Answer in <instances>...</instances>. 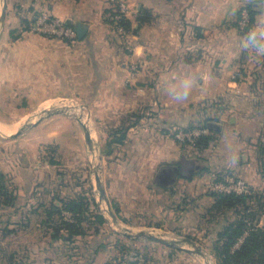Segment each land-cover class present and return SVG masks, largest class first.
<instances>
[{
    "label": "crops",
    "instance_id": "crops-1",
    "mask_svg": "<svg viewBox=\"0 0 264 264\" xmlns=\"http://www.w3.org/2000/svg\"><path fill=\"white\" fill-rule=\"evenodd\" d=\"M125 1L132 27L117 33L107 17L110 0H7L0 105H43L65 98L90 105L104 139L106 194L121 216L154 212L170 217L178 210L174 204L183 198L188 203L195 194H207L209 183L204 186V178L158 187L161 170L158 176L155 173L169 162L182 165L177 159L183 146L173 137L174 129L199 127L207 120L216 123L219 132L204 151L211 157L207 160L211 170L204 175L213 178L230 170L253 190L264 188V57L242 47L247 34L234 25L239 11L253 3L259 8L253 29L264 26V0ZM2 7L0 0L1 13ZM143 11L150 14V21L138 20ZM41 12L72 21L73 27L85 25V37L67 42L25 32V21ZM243 52L248 53L244 62ZM188 75L196 80L192 95L177 103L165 90ZM6 112L0 108V122L16 118ZM47 126L41 122L15 139H0V173L15 188L14 206L0 208V236L10 235L15 242L18 264H53L51 252L65 243L54 239L47 209L71 194L73 178L75 189L82 180V159L68 154L63 160L53 159L67 135ZM123 128L127 138L120 144L114 136ZM232 154L238 157L234 166L229 165ZM185 158L191 159L181 157ZM203 197L214 200L209 194ZM93 236L85 240L91 263L121 258L114 239L93 241ZM13 257L2 264H12ZM146 260V264H197L191 253L172 248Z\"/></svg>",
    "mask_w": 264,
    "mask_h": 264
},
{
    "label": "rangeland",
    "instance_id": "rangeland-1",
    "mask_svg": "<svg viewBox=\"0 0 264 264\" xmlns=\"http://www.w3.org/2000/svg\"><path fill=\"white\" fill-rule=\"evenodd\" d=\"M1 13V12H0ZM43 12L39 13L42 14ZM46 13V12H44ZM115 31L118 30L114 26ZM6 27L2 29L0 26V34L1 32L5 31ZM15 31V29H13ZM251 31V30H250ZM119 33V32H117ZM3 37V35H2ZM2 37H0V46H1V40ZM14 36L12 38L14 39ZM243 74V72H242ZM5 100V99H4ZM55 101L54 103L48 105L47 110L44 114H42L43 109L42 105L40 104H28L25 105L23 103L21 104H7V105H0L1 110L7 111L6 114L16 116L14 119H7L6 121H1L3 123H18L23 120L25 117L26 120L24 123L20 126V128L24 127L27 124L35 123L42 117H44L42 123L44 125H48L47 127H56L62 129L64 133L67 135V142H64L63 145H60L58 147V154L53 156V159L56 160H63L65 158V155H71V158L74 159H82L81 161L84 162V167L82 173L80 174V179L78 180L77 188L75 189L76 180L73 178V182L70 184V190L69 196L76 195L78 193H83L86 195L87 198L94 199L95 200V206L94 208V216L97 215V211L99 210L100 213L105 215L107 217V223L105 226L102 227L100 235L98 236L96 232V226L93 224H90L89 227V234L88 235H95L93 236V241H104V240H111L114 239L116 241L118 249L121 250V247L124 243H126L125 248H135L137 249L141 256H143V259L146 258L149 259L152 256H155V252L159 255H161L162 251L165 248H170L165 245L150 241L146 238H142L139 240H131L127 237H124L123 235H120L117 231H129L134 234H139L143 232H151L152 230H161L166 233L179 236L183 241L185 239V244L182 246L185 248L193 249L195 252L191 253L193 257L196 259L197 264H217L214 252H215V246L217 245V233L223 225L228 222L230 219H232V214H219L217 216H212L211 213L208 212V210L213 206L214 200L211 201L210 198L207 197V194L210 193H218L213 192L209 188V184L213 182H225L226 178L228 176H235L237 178L241 179V176L237 173H234L233 171H222L224 178V181H216V173L214 174L213 178H210V175L208 174L204 175L206 171L209 173L211 168L209 167L208 159L209 157L208 152H195L191 146H188L187 148H181L179 160L180 162L182 159V156H185L187 158H193V159H201L202 162L200 164L204 165V168L199 170V173L195 174L194 178L200 179L204 178L203 185L208 182L205 191L207 194L205 195H197L193 201L188 202L187 205L181 204L182 208L188 207L187 210H178L176 211L173 216H164V215H155L153 214H146V215H128V216H119L117 215L116 211L113 208V203L115 201L110 200L107 196V207H108V213L105 212L104 209H102L101 205V193H100V187L97 184L96 181V172L99 173L101 180H102V186L105 189L106 192V174H105V156L106 153H103L102 150V144L104 143V139L99 136L98 134V123L94 119L93 111L90 107V105L86 103H82L80 100H77L76 98H65V99H55L52 100ZM79 106V107H78ZM76 107V108H75ZM82 107V108H81ZM81 109L82 111H78ZM61 111V113H54L52 116L48 117L47 113L49 111ZM76 110V113H75ZM85 112L86 120H89L90 127L89 129L92 130V133H94V148L91 150L89 148V145L87 144L86 138H85V131L81 125V123L78 121L81 119L78 115L79 113ZM62 126V127H61ZM67 127V128H66ZM57 130V129H54ZM28 131V129L26 130ZM26 131L24 133H26ZM116 136H114V139ZM0 139H3L0 136ZM218 148V147H217ZM64 151V152H63ZM67 151V152H66ZM214 154L217 153V150L215 148ZM98 154V159L96 163L93 162V154ZM213 154V153H212ZM176 160V159H175ZM173 166L172 162L163 164L161 167L156 169L155 173H158L161 170V168L164 167H170ZM176 166V165H174ZM173 166V167H174ZM208 166V167H207ZM186 168V167H185ZM204 169V171H203ZM146 171V170H145ZM2 172V171H0ZM55 175V174H54ZM205 176V177H204ZM82 177V178H81ZM181 181V182H180ZM179 182L183 183L186 181L185 179H181ZM211 183H210V182ZM249 185V184H248ZM182 184H180V190L182 192ZM249 193H261L264 194V188L262 189H254L250 187L249 185ZM204 194V191H203ZM107 195V194H106ZM192 195V194H191ZM193 195L191 197H194ZM203 196L207 197L204 198ZM142 203L141 200H138ZM264 201V199H263ZM181 203V202H180ZM264 203V202H262ZM110 205V211L113 213L114 217H112L109 214V205ZM254 208H258L257 203L254 205ZM264 208V207H263ZM259 210V209H258ZM150 212L153 211V209H149ZM264 212V210H261ZM259 218L257 223L258 226L264 228V214H261V212L258 213ZM64 217L68 221H72V216L68 212H65ZM121 227L120 228H118ZM118 228V229H117ZM147 232V233H149ZM97 235V236H96ZM1 241L3 244H0V264L2 263H8L7 259H9L11 256L13 257V263L12 264H18L15 263V242L9 240V237L3 235L0 236ZM8 238V239H7ZM103 239V240H100ZM82 242H75L71 246H68L66 244H62L61 247L55 248L50 254L51 258L53 260V264H93L91 263V252L89 247L87 246L88 243H86L85 240ZM121 243V244H120ZM95 244V242L90 243ZM64 245V246H63ZM128 246V247H127ZM176 251H183L179 250L177 248H172ZM122 252V251H121ZM113 253L111 252V255ZM116 255V254H114ZM113 255V256H114ZM118 255V253H117ZM112 257V256H111ZM116 257V256H115ZM112 259V258H111ZM109 259V261L104 260L100 264H114L113 260ZM5 261V262H4ZM18 261V260H17ZM21 264V263H20ZM95 264V263H94Z\"/></svg>",
    "mask_w": 264,
    "mask_h": 264
},
{
    "label": "trees",
    "instance_id": "trees-1",
    "mask_svg": "<svg viewBox=\"0 0 264 264\" xmlns=\"http://www.w3.org/2000/svg\"><path fill=\"white\" fill-rule=\"evenodd\" d=\"M246 8L248 9L250 16L249 28L243 32L247 34L255 26L257 15L259 14V8H257L253 3L247 4ZM39 15L36 14L32 20L25 21L24 31L31 32V26L35 22V18ZM150 14L146 11L140 13L138 20L143 22L150 21ZM242 18V9L238 13V17L234 25L240 29L239 24ZM122 25L125 27V30L129 32L131 30V22L128 18H125L122 21ZM242 31V30H241ZM15 31L12 32L14 36ZM15 39V37H14ZM247 52H243L242 61H246ZM207 128L210 131L209 135L202 136L197 139L196 143L192 146L188 143H181L183 148L191 146L197 153L204 152L208 149L211 144L215 141V134L219 132L217 125H214L213 122L207 120L204 122V125L199 127H189V128H180L177 127L173 131V137L180 130H185L187 132L193 131L195 129ZM116 142L122 144L127 138V129H120L115 133ZM199 159V158H198ZM201 160V159H199ZM204 171V169H203ZM192 178L179 175L178 179L192 180ZM217 179L216 181H224V175L222 172L215 174ZM176 183V181L174 182ZM171 184V183H169ZM168 184V185H169ZM156 185H162L159 183L158 179ZM214 198L213 206L208 210L212 216H217L219 214H232V219L226 222L221 230L217 233V245L215 246V258L217 264H264V228L260 227L255 223L258 221L259 212L264 214L261 210H264V194L261 193H246L240 194L236 192L228 193H210ZM0 208L2 206H14L15 203V188L11 186V183L8 182L4 175L0 173ZM60 205H57L55 202L47 209V224H52L54 230V239L63 241L66 245L71 246L75 242H80L86 240L89 236V225L93 224L96 226L95 233H102L101 229L106 225L107 219L102 213L97 211V215H93L95 200L87 198L85 194L78 193L73 196H68L65 199H58ZM187 199H184L179 204H174L178 210H186L182 208L181 204L187 205ZM257 203L258 208H254V205ZM93 206V207H92ZM113 208L116 211L119 218L120 209L116 203H113ZM259 209V210H258ZM177 210V211H178ZM68 212L72 216V221L65 219L64 214ZM99 233V234H100ZM126 245H122L121 251L122 256L117 260L113 261L114 264H146V258L143 259L140 252L135 248H125ZM128 247V246H127Z\"/></svg>",
    "mask_w": 264,
    "mask_h": 264
},
{
    "label": "built area",
    "instance_id": "built-area-1",
    "mask_svg": "<svg viewBox=\"0 0 264 264\" xmlns=\"http://www.w3.org/2000/svg\"><path fill=\"white\" fill-rule=\"evenodd\" d=\"M112 2L111 12L107 15L113 26L120 33H126L122 21L129 17L130 6L125 0H110ZM250 16L246 6L242 8V18L240 20V30L244 31L249 28ZM31 32L47 37L58 38L67 42L77 41V32L74 27L68 26L65 22L52 16L49 13L39 14L35 18V22L31 26ZM237 77H241L242 73H237ZM207 128L195 129L187 132L180 130L175 135V139L180 143H188L194 145L198 138L209 135ZM210 190L218 193L236 192L240 194L249 193L248 184L235 176H228L225 182H213L209 185Z\"/></svg>",
    "mask_w": 264,
    "mask_h": 264
},
{
    "label": "water",
    "instance_id": "water-1",
    "mask_svg": "<svg viewBox=\"0 0 264 264\" xmlns=\"http://www.w3.org/2000/svg\"><path fill=\"white\" fill-rule=\"evenodd\" d=\"M2 1H3V7H2L1 17H0V26L3 29L5 26V19H6V15H7L8 3H7V0H2ZM251 1H257V0H251ZM66 24L68 26L73 27L72 21H68ZM74 28L77 32L78 39L83 40V38L85 37L86 32H87V27L85 25L79 23V24L75 25ZM2 35H3V31L1 32L0 37H2ZM54 113H61V111H59V110L57 112L49 111L47 113V116L50 117ZM43 119H44V117H42L41 119H39L35 123H30V124L25 125L24 127L20 128L16 134H13L10 136H3L0 134V136L3 139H15V138L19 137L20 135H22L27 129L38 126L43 121ZM78 121L81 123V125L85 131V138H86L87 144L89 145V148L92 150L94 148L92 131L89 129V127L87 125L82 123L81 119H79ZM213 124L217 125L214 122H213ZM201 162H202V160H199V159H186L185 158L184 160H181L179 162L180 164H182V170L181 171L178 167H164L161 169L159 176H158V178L160 179L159 183L162 185H168L169 183L175 182L178 179L179 175H184V176L192 178V176L195 172L204 168V165L200 164ZM187 166H189V169L187 168ZM164 174H168V175L165 179L162 180L161 177ZM96 181H97L98 186L100 187L101 201L102 200L107 201V195H106L105 189L102 186V180H101V177H100L98 172H96ZM110 208L111 207L109 205V214L112 217H114L113 213L110 211ZM104 217H105V215H104ZM105 218L108 219L107 217H105ZM116 232L119 233L120 235H123L124 237L131 239V240H139L142 238H146L150 241L165 245V246L170 247V248H177L179 250H183V251H186L188 253H194L195 252L193 249L185 248L182 246L186 242L185 239H183V241H173V240L157 238V237L149 235L145 232L139 233V234H134V233H131L129 231H123V230L122 231L116 230Z\"/></svg>",
    "mask_w": 264,
    "mask_h": 264
},
{
    "label": "clouds",
    "instance_id": "clouds-1",
    "mask_svg": "<svg viewBox=\"0 0 264 264\" xmlns=\"http://www.w3.org/2000/svg\"><path fill=\"white\" fill-rule=\"evenodd\" d=\"M242 47L245 50L254 51L258 57H264V26L249 31L242 41ZM195 83V77L188 75L176 84L169 86L165 91L173 101L183 103L191 97ZM237 163L238 157L232 154L229 157V165L234 166Z\"/></svg>",
    "mask_w": 264,
    "mask_h": 264
},
{
    "label": "bare ground",
    "instance_id": "bare-ground-1",
    "mask_svg": "<svg viewBox=\"0 0 264 264\" xmlns=\"http://www.w3.org/2000/svg\"><path fill=\"white\" fill-rule=\"evenodd\" d=\"M51 103L50 102H47L45 104L42 105V109H43V112L42 114H44L47 110H49V108L47 109L48 105H50ZM79 107V106H78ZM76 108V107H75ZM82 108V107H81ZM78 111H82L81 109H79ZM85 112L84 111L83 113H79V117L81 118V121L82 123H84L85 125H87L88 127H90V122L89 120H86V117H85ZM75 113H76V110H75ZM26 120V118H23V120L21 122H24ZM21 122H18V123H12V124H8V123H3V122H0V134L3 135V136H9L8 134H12L14 132H17L19 129V127L24 124ZM89 122V123H88ZM18 129V130H17ZM91 130V129H90ZM92 131V130H91ZM92 138L93 140L94 139V134L92 133ZM98 159V154L97 153H94L93 154V162L96 163ZM101 207L102 209L105 210V212L108 213V207H107V204L104 200L101 201ZM118 228L121 229V227L118 226ZM117 228V229H118ZM149 232V231H147ZM145 232V233H147ZM149 235H152L154 237H157V238H162V239H167V240H173V241H181L182 239L179 237V236H176V235H172V234H169V233H166L164 231H161V230H152L151 232L147 233Z\"/></svg>",
    "mask_w": 264,
    "mask_h": 264
},
{
    "label": "flooded vegetation",
    "instance_id": "flooded-vegetation-1",
    "mask_svg": "<svg viewBox=\"0 0 264 264\" xmlns=\"http://www.w3.org/2000/svg\"><path fill=\"white\" fill-rule=\"evenodd\" d=\"M175 167V166H174ZM176 167H178L179 169H180V171L182 170V165H179V166H176ZM181 174V173H180ZM167 175L168 174H164L162 177H161V179L163 180V179H165L166 177H167ZM160 179L158 178V181H159Z\"/></svg>",
    "mask_w": 264,
    "mask_h": 264
}]
</instances>
